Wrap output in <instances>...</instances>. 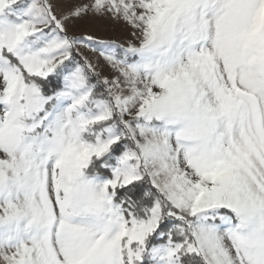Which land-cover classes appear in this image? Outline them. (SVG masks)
<instances>
[{
  "label": "snow or ice",
  "instance_id": "obj_1",
  "mask_svg": "<svg viewBox=\"0 0 264 264\" xmlns=\"http://www.w3.org/2000/svg\"><path fill=\"white\" fill-rule=\"evenodd\" d=\"M0 264H264V0H0Z\"/></svg>",
  "mask_w": 264,
  "mask_h": 264
},
{
  "label": "rangeland",
  "instance_id": "obj_2",
  "mask_svg": "<svg viewBox=\"0 0 264 264\" xmlns=\"http://www.w3.org/2000/svg\"><path fill=\"white\" fill-rule=\"evenodd\" d=\"M104 31L107 32V35L118 40L123 39L127 35L126 30H124L120 25H116L112 22H108L107 27L106 29H104Z\"/></svg>",
  "mask_w": 264,
  "mask_h": 264
}]
</instances>
